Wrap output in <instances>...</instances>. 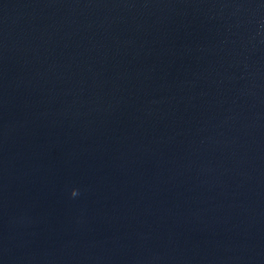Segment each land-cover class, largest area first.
<instances>
[{"label": "water", "instance_id": "1", "mask_svg": "<svg viewBox=\"0 0 264 264\" xmlns=\"http://www.w3.org/2000/svg\"><path fill=\"white\" fill-rule=\"evenodd\" d=\"M0 264H264V0H0Z\"/></svg>", "mask_w": 264, "mask_h": 264}, {"label": "clouds", "instance_id": "2", "mask_svg": "<svg viewBox=\"0 0 264 264\" xmlns=\"http://www.w3.org/2000/svg\"><path fill=\"white\" fill-rule=\"evenodd\" d=\"M74 194L77 195V192L74 190Z\"/></svg>", "mask_w": 264, "mask_h": 264}]
</instances>
